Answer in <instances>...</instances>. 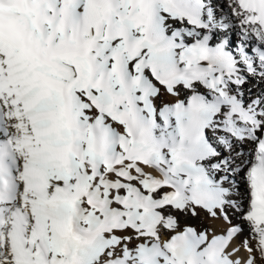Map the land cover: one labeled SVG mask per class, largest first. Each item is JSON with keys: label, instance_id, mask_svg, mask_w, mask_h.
Returning <instances> with one entry per match:
<instances>
[{"label": "snow or ice", "instance_id": "snow-or-ice-1", "mask_svg": "<svg viewBox=\"0 0 264 264\" xmlns=\"http://www.w3.org/2000/svg\"><path fill=\"white\" fill-rule=\"evenodd\" d=\"M0 264H264V0H0Z\"/></svg>", "mask_w": 264, "mask_h": 264}, {"label": "bare ground", "instance_id": "bare-ground-1", "mask_svg": "<svg viewBox=\"0 0 264 264\" xmlns=\"http://www.w3.org/2000/svg\"><path fill=\"white\" fill-rule=\"evenodd\" d=\"M172 98H173V97L168 96V95H164V96L162 97V99H164V100H171ZM193 223H194V224H197V225L203 223V224H205V225H211V226L216 227V228H219V227L222 226V224H221L220 221L213 222V221H211L210 219H209V220H204L203 217H201L200 220H193Z\"/></svg>", "mask_w": 264, "mask_h": 264}, {"label": "rangeland", "instance_id": "rangeland-1", "mask_svg": "<svg viewBox=\"0 0 264 264\" xmlns=\"http://www.w3.org/2000/svg\"><path fill=\"white\" fill-rule=\"evenodd\" d=\"M174 98H172L171 100H173Z\"/></svg>", "mask_w": 264, "mask_h": 264}]
</instances>
